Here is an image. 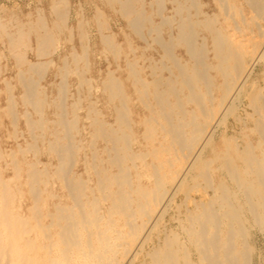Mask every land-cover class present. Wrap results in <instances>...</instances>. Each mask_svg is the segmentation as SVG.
Listing matches in <instances>:
<instances>
[{"label":"bare ground","instance_id":"obj_1","mask_svg":"<svg viewBox=\"0 0 264 264\" xmlns=\"http://www.w3.org/2000/svg\"><path fill=\"white\" fill-rule=\"evenodd\" d=\"M155 1L159 23L147 14L144 0H107L119 6L135 34L145 40L148 35L164 52L151 67V81L140 76L136 62H127L132 86L149 113L139 122L116 75L121 67L100 80L114 122L92 102L90 125L81 128L80 100L71 105L73 118H68L67 107L59 104L63 96L50 101L37 84L43 63L15 55L27 65L17 76L26 110L16 112L10 95L2 111L13 122L25 119L32 142L7 155L10 178L0 165V264H264L257 241L264 242V0H245L250 17L234 0H215L233 34L217 15L203 10L202 0H169L172 16L163 14L165 0ZM69 4L52 0L62 24ZM95 16L106 30L104 13L98 10ZM45 22L39 16L15 32L1 23L0 29L14 52L27 32L36 33L38 55L44 56L54 38ZM101 36L119 55L114 35ZM82 38L87 41V34ZM179 48L188 59L177 53ZM87 50L86 43L83 53L68 54L59 75L80 74L88 66ZM46 107L56 108L57 120L44 118ZM135 125L143 131L138 134ZM240 127L248 134L238 132ZM83 132L92 137L93 158L85 166L95 177L94 187L74 171L83 141L73 140ZM99 139L105 142L102 152L95 147ZM42 146L58 158L57 165L38 157L36 163L27 160L30 153L39 156ZM7 156L0 150V162ZM18 196L25 197L24 204Z\"/></svg>","mask_w":264,"mask_h":264},{"label":"rangeland","instance_id":"obj_2","mask_svg":"<svg viewBox=\"0 0 264 264\" xmlns=\"http://www.w3.org/2000/svg\"><path fill=\"white\" fill-rule=\"evenodd\" d=\"M68 1L70 3V8L68 9V15L66 17L67 21H65V24H62L53 12L52 0H0V23L5 25L9 32H15L19 25L26 24L28 22H35L38 20L39 16H42L44 22L46 21L45 25L51 28L54 37L50 44L49 54L47 53L48 56H39L37 52L38 42L36 33L27 32V35L22 38V46L14 52L10 48V42L6 34H4L0 29V150H2V153L6 156L11 154L13 151H17L19 144L24 147L27 143L32 142V137L29 133L28 125L25 122V119L18 117V119L13 122L12 118L5 115L2 111L8 107V99L10 95L14 97L16 112L23 113L26 110L21 100V95L24 93V89L17 80L19 69L26 70L27 68V65L22 66L24 62L43 63L40 71H44L41 73L39 71L38 75L35 77L37 84L39 85V88L44 90L46 98L50 101L63 96V98L59 100V104L62 103L67 107V112L69 114L68 118H73L71 105L80 100V107L76 112L77 116L80 118L78 120V126L81 128L83 126L89 127L90 125V121L86 119V117L92 102H94L93 106L95 108L101 110L105 114L106 120L109 123L114 122V118L109 117V115H112V105L108 103L106 95L103 94V91L100 88V80H103L106 77V72L108 70L115 71L118 70L119 67H121V69L116 71V75L123 79L126 90L131 97L129 106L133 112L134 121L139 122L141 117L149 116L148 110H146L147 108L141 103L135 89L132 86L133 80L130 78L127 62H136L137 70L140 72V76L151 81L153 79L151 69L156 67V63L159 62L164 55L160 46H158L157 43L152 42L153 40L148 35H146L145 38L147 40H145L135 34L127 23V19L120 14V11H118V5L112 7L108 4L107 0ZM202 1L207 4L203 10L210 15H217L218 23L225 27L229 34H233V31H231L232 29L227 27L225 17L217 2L215 0ZM234 1L237 6H241V4L244 6V13L248 17L253 15L252 9L246 5L247 3L245 0ZM144 4L147 14L151 16L155 23H159L161 18L158 16L159 9L156 5V1L144 0ZM98 10L104 13V19L108 24L106 30L101 28L99 20H97L95 16ZM163 14L165 16H172L174 14L173 5H171L169 0H165ZM104 19L101 21L105 22ZM231 23V21H228V24ZM104 32L114 35L118 50L120 49V56L117 54L115 55L114 51L108 49L104 45L101 36ZM84 34H87V41L82 38ZM155 35L156 34H153L152 36L155 37ZM162 37H164L166 41H169V35L166 31L163 32ZM239 38L242 41H246L245 38ZM86 43L88 44L86 58L88 66L84 69H80V74L82 77L89 79L88 84L82 83L79 73H71L67 76L60 73L59 75V69L64 64L63 59L73 51L83 53V45ZM147 44L151 45V47ZM131 46L132 48H130ZM17 52L25 57L24 62L22 61L21 63V61L18 60V57L15 56ZM177 53L182 55L185 60L188 59L187 52L184 51L183 48H179ZM260 67L263 69L261 63ZM162 74L165 77L171 76L169 72L166 71ZM260 75L261 86L264 88V75L262 73H260ZM5 80L9 81L10 87L7 86ZM64 86H66V88H64ZM192 108H194V106H192ZM27 110H29V113L33 118L36 119L39 117V115L32 108H27ZM44 111V118L46 117L48 120L58 119L56 108L46 107ZM134 128L137 130L138 134L143 131V128H139L137 125H135ZM90 130L92 131V129H89V131ZM238 130L240 133H244L245 135L248 134L243 127H240ZM139 137L141 138V136ZM80 140L83 141V144L80 145L81 149L75 156L77 163L74 166V171L78 173V176L81 175L83 180L88 182L90 187H94L95 177L92 173L88 172L85 166V161H92L93 158L92 151L89 148V146H91L92 137L87 132H83L82 137L76 136L73 141L77 143ZM141 145L139 144L141 148L144 147L143 141ZM95 147L102 152L103 148H105V142H102V140L99 139L96 142ZM41 149L42 152L39 156L35 157L32 153H30L26 156L27 160L31 163H36L35 161L39 158V160H42L43 163H46L49 166L57 165L59 162L58 158L50 157L46 152H44L43 146ZM86 158L88 159L86 160ZM9 160L10 158L7 156V158L0 162L1 167L4 168L3 173L7 178H10L13 175L12 169L7 167V162L10 163ZM90 182L91 184H89ZM54 188L55 190H58L61 195H63V192H61L58 185H55ZM17 198L19 199L18 202L20 201L22 204L26 201L25 197L21 198V196H18ZM257 241L259 250L264 251L263 240L257 238Z\"/></svg>","mask_w":264,"mask_h":264}]
</instances>
